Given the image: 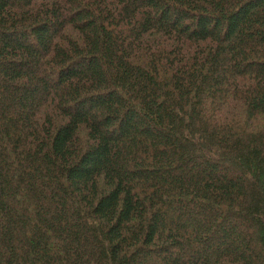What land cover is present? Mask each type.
Masks as SVG:
<instances>
[{
	"label": "trees",
	"instance_id": "obj_1",
	"mask_svg": "<svg viewBox=\"0 0 264 264\" xmlns=\"http://www.w3.org/2000/svg\"><path fill=\"white\" fill-rule=\"evenodd\" d=\"M0 264H264V0H0Z\"/></svg>",
	"mask_w": 264,
	"mask_h": 264
}]
</instances>
